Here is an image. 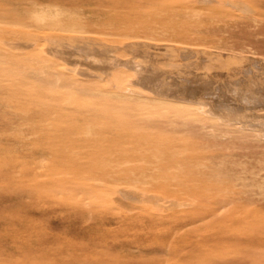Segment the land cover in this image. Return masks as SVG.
<instances>
[{"label":"rangeland","instance_id":"374dc122","mask_svg":"<svg viewBox=\"0 0 264 264\" xmlns=\"http://www.w3.org/2000/svg\"><path fill=\"white\" fill-rule=\"evenodd\" d=\"M217 1L0 0V264H264V139L207 114L182 134L148 113L183 100H112L85 64L119 57L132 78L157 46L185 77H264V0Z\"/></svg>","mask_w":264,"mask_h":264},{"label":"bare ground","instance_id":"6f19581e","mask_svg":"<svg viewBox=\"0 0 264 264\" xmlns=\"http://www.w3.org/2000/svg\"><path fill=\"white\" fill-rule=\"evenodd\" d=\"M225 1H230V0H225ZM216 2L219 3L220 1L218 2L216 0ZM226 3H229V2H226ZM220 4H221V2H220ZM39 21H41V20H39ZM8 39L13 41V43H16L11 38H8ZM5 41H6V39H5ZM24 41L27 42V40H24ZM32 41H33V39H32ZM49 41H52V39L51 40L49 39ZM18 42H19V40H18ZM18 42H17V45L19 44ZM20 42H22V41H20ZM27 43H29V42H27ZM52 44H55V43H52ZM9 45H10V43H9ZM72 46H74V49L78 47L77 44H74ZM13 47H15V46H13ZM23 48L24 47H22V50H23ZM51 48H52V46H51ZM53 48H55V47H53ZM161 49H162V47L154 46V50L155 51L154 52L151 51V53H153V55H152L149 52V50H144V47H140L139 48V52H140L141 55L143 54L141 56V58H143L144 63L142 64V66L138 67L137 71L134 74V77H132V78H129V76L127 75V73H125V71H117L119 68L126 66V65H124L125 64L124 60L119 58V57L118 58L117 57L107 58L106 60H104L102 62L89 60L88 57H87L88 60H86L85 64L89 68H91L93 70H96L97 72H103L105 74L104 78H102V79L100 77L99 78L101 80H104V86L106 88H108L107 90H109V94H110L112 100H114L113 99L114 96H117V97L120 96L121 97V95H126L127 93H130V92L133 93V91H132L133 89H131L129 87V86H131L130 84L138 85V87H137L138 88V94H139V92H141V93L142 92H147V93H145V95H148V94L152 93L153 95H157V96H168L169 98H176V99L183 100L184 102L181 103V104H169V105L167 104V105L153 106V107L150 108L151 112L148 113L149 120L152 119V117L150 115L154 114V116H156L157 118L158 117L159 118H166L169 121L170 120L171 121H176L177 122L176 124H178V127L176 128V130L178 129L179 131L182 132V134H183V132H190V131H193V130L195 132L196 127H198V126H196V124H195L196 122L195 121L197 120L200 123L201 122L202 123H206L208 118L205 115L207 114L208 116L210 115V116H213L214 118L215 117L218 118L219 120L215 118L216 120H215L214 124L217 125L216 121L218 120V123H219L218 127H220V130H221L220 132L223 131L226 134H229L230 137L232 136L233 138L244 140L248 136L249 137L251 136V138L252 137L257 138L258 135H259L260 139L261 138L264 139V77L257 76V75L255 76L254 74H251L249 72L248 68H247L248 65L246 66V64H245V66H246L245 68L243 66L241 68H238L239 66L237 67V65H236L237 68L235 66H234L235 68H233V69L231 68L232 70H231V73L229 72L230 73L229 76L227 75L228 72L224 71L225 73H227L226 75H224V72H216L215 74H212L211 72H209L205 68V71H203V72H199V69H198L199 73H194L193 74L191 72L193 74L192 75L193 78H191V76H190V78L189 77H185V75L183 74L184 72L182 73L183 75H181V70L179 71L180 73H178V70L174 71L178 67L177 64H174L172 61L171 62H167L165 60V58H164V60L166 62H164V60L162 61V60H159V59L156 58L155 53L159 52V50H161ZM54 50L55 49H53L52 52ZM165 50L166 49H164V52H165ZM35 51H37L36 48L30 49V51H26V52H28V53L31 52L32 55H33L34 54L33 52H35ZM182 51H186V50H181V52H180L181 54L180 55H182L184 53V52L182 53ZM196 51H197V49H196ZM202 51H197L196 52V54L201 55V58H203V56H204V50H202ZM217 52L221 53V51H217ZM37 53L38 52H36V54ZM53 53H55V51ZM59 53L61 54L60 56L62 58H63V56H64V58L67 55L69 56V53H61V52H59ZM168 53L171 54L170 49H169ZM207 53H208V51H207ZM212 54H213V52H212ZM171 55L173 56V54H171ZM213 55H215V53ZM216 56H217V54H216ZM35 57L37 58V56H33V58H35ZM211 58H212V56H211ZM78 59L79 58H77V60ZM172 59H174V58H172ZM212 59H214V58H212ZM247 59H245V61H247ZM204 60H206V59H204ZM241 60H244L243 57H242ZM72 61H73V58H72ZM208 61L212 62L213 60L212 61L208 60ZM215 61H218V60L216 59ZM224 61H226V60H224ZM201 62H203V61H201ZM42 63H45V62H42ZM150 63H151L152 67L149 69ZM184 64H183V66H184ZM215 64L216 65L218 64L217 66H219V63L215 62ZM227 64L230 65L228 62L226 63V65ZM249 64H250V62H249ZM207 65H212V64L211 63L210 64H206L205 67H208ZM169 68H170V71H167V69H169ZM171 69H173V70H171ZM215 69H217V68H214V70ZM223 69H225V68H223ZM120 70H123V69L121 68ZM210 70H211V68H210ZM221 71H223V70H221ZM228 71H230V70H228ZM196 72H197V70H196ZM212 72H213V70H212ZM95 75H97V74H95ZM83 76H85V75H83ZM161 76H162V78H161ZM179 76H184L185 78L180 79ZM190 79L193 80V83H191L192 80L188 81ZM159 83H164V84L167 83L171 89H176L177 92H175L173 90H172L173 93L171 91H170V93L169 92H165V90L167 88L165 90H161L164 87H162L161 89L159 88L161 91L157 92L158 90L156 89V87H157V85H159ZM168 85L166 87H168ZM135 91L136 90H134V93L136 94L137 92H135ZM104 94H106V96L108 98L110 97V96H108L107 93H104ZM142 95H143V93H142ZM145 95H143V96H145ZM103 97H104V95H103ZM104 101L105 100H103V102ZM196 106H199V107H196ZM106 109H108V108H106ZM141 109H144V108L142 107ZM129 110L127 109V113H129L128 112ZM194 115L198 117L196 119L194 118L195 121H193V119H192V116L194 117ZM198 122H197V124H198ZM207 125H205V126L207 127ZM247 126H249V127H247ZM201 128H202V125H201ZM211 128H213V127H211ZM202 129H204V128H202ZM207 129H209V128H207ZM215 129L216 128H214V130ZM216 131H217V129H216ZM197 132H199V130ZM204 132H206V131H204ZM223 132H222V137H223ZM208 133H206V136H208V138H209L210 135H207ZM212 134H211V136H212ZM218 134H219V132H218ZM202 135L205 136L204 133ZM217 137H219V136H217ZM204 139H205V137H204ZM254 176L257 177L256 174ZM117 188H119V187H117ZM117 192H118V194H120L118 196L122 197V200L125 198V196L128 197L127 199H129V197H132L131 193H129L126 190L120 189V190H118L116 192H114L112 190V192L108 193L109 195L111 194V196L113 194L112 199L110 198V201H115V202L119 201V203H120V201H122L120 197H118V196H117V198L114 197V196H116L115 194ZM137 196H138V193H137ZM141 197H142V195H141ZM141 197H140V199H141ZM132 199H135V197H133ZM108 201H109V199H108ZM130 204H129V207H127V208L129 210L130 209H134V206H133L134 203L132 205H130ZM134 205H136V202H135ZM136 206H138V205H136Z\"/></svg>","mask_w":264,"mask_h":264}]
</instances>
